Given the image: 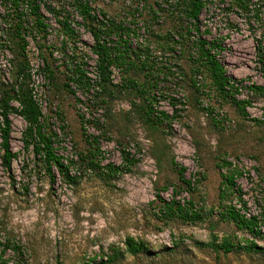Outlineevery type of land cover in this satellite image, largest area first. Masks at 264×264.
I'll return each mask as SVG.
<instances>
[{
	"label": "rangeland",
	"instance_id": "rangeland-1",
	"mask_svg": "<svg viewBox=\"0 0 264 264\" xmlns=\"http://www.w3.org/2000/svg\"><path fill=\"white\" fill-rule=\"evenodd\" d=\"M73 1L38 0L45 28L25 35L22 74L8 5L0 0V96L19 84L30 92L46 128L56 135L52 148L70 178L62 176L65 168L60 173L52 167L46 174L31 147H23L25 123L10 114L8 144L15 157L9 171L0 164L1 259L7 264H95L131 237L150 253L107 264H264L258 254L235 250L223 255L205 247L222 237L264 246V123L250 120H261L262 99L241 88L235 97L250 101L247 117H241L202 76L192 75L186 54L172 44L175 31L188 28L174 10L175 0H81L93 24L102 26L99 36L106 46L125 41L131 61L146 57L150 66L128 72L109 67L108 82H102L89 27ZM202 1L199 31L220 42L223 51L216 59L226 76L242 86L262 85L256 45L264 66V0H244L241 7L234 0ZM59 23L69 26L71 38ZM194 36L189 33V40ZM77 69L88 80L87 93L76 80ZM157 70L153 110L170 117L161 126L146 121L141 98L124 86L125 78L141 83L143 73L152 76ZM10 104L17 107L15 101ZM222 162L230 165L219 169ZM107 165L116 169L113 175L104 172ZM179 167L188 189L178 181ZM233 170L239 175L233 187L225 188L219 174ZM237 196L245 204L242 211ZM172 200L180 206L191 202L199 218L168 214L163 204ZM224 208L254 216L260 235L252 237L223 220L218 212Z\"/></svg>",
	"mask_w": 264,
	"mask_h": 264
},
{
	"label": "trees",
	"instance_id": "trees-1",
	"mask_svg": "<svg viewBox=\"0 0 264 264\" xmlns=\"http://www.w3.org/2000/svg\"><path fill=\"white\" fill-rule=\"evenodd\" d=\"M240 7L243 5L244 0H234ZM8 5L7 17L11 22L10 30L12 35L17 39L18 51L23 60L22 66L18 70V73H22L25 69V56L24 47L26 42L24 40L25 35L35 31L36 33H42L45 28V24L42 22V16L39 13L38 0H5ZM174 10L180 18L187 22L188 28H180L176 30L174 36L177 37V41L173 42V46H178L186 54V60L189 62L190 72L192 75H200L206 81L210 89H212L215 95L220 100H229L234 106L237 113L241 117H247L246 107L250 105V101L247 99L236 98L235 95L244 88L246 92L254 97H260L263 103V111L261 120L250 118V120L256 124L264 123V83L262 85L250 84L248 86H242L241 80L237 81L226 76L225 71L221 64L217 61L216 55L223 51L220 42L217 40H208L202 37V32L199 31V17L204 2L202 0H175ZM47 7V6H46ZM73 8L78 16L83 21L85 27H89L88 31L92 37L93 44L90 47L91 53L96 57V65L100 80L102 82H108L109 67L118 68L122 72H128L131 69H139L140 71L149 68L146 57L142 61L133 62L130 59L131 52L123 42V45L115 43L113 48L106 46L103 40H100L99 34L101 33V25L96 23L95 18L90 16L89 7L87 2L81 0L73 1ZM47 11H51L48 7ZM63 29V34L68 38L73 36L72 30L68 25L59 23ZM30 25V26H29ZM28 29V31H26ZM26 33L24 34V32ZM194 32L195 36L191 40L188 38V34ZM207 33V32H205ZM119 41V40H118ZM170 45V44H167ZM166 45V46H167ZM120 46L122 47L120 49ZM261 46L256 45V57L259 67L264 69L261 61ZM47 75H50V71L46 68ZM161 73L157 70L156 75H149L148 73L142 74V82H138L135 79L125 78L124 86H127L133 90L142 100L143 103V115L147 122L155 126H161L163 123L170 121V117L165 114L164 111H154L153 105L155 104V97L152 92L157 85V75ZM151 74V72H150ZM76 80L84 88L85 93L89 89L88 80L83 76L81 70L77 69L74 72ZM192 88L199 96L200 90L191 81ZM83 90V89H82ZM74 94L73 92H70ZM77 101V98H75ZM15 101L17 107L11 106L10 102ZM17 115L24 123L25 128L22 132V144L25 149L31 147V153L34 159L39 161L47 175H50L51 168L54 167L62 172V168H65L62 172V176L69 180L66 167L61 164V157L54 153L52 148L53 141L56 135L46 128V118L42 116L36 102L33 100L30 92L19 84L18 86H11L10 93H6L0 96V164L6 171L10 170L11 160L15 155L11 152L8 139L10 134V120L9 115ZM126 161V157L122 158ZM88 163H92L91 160ZM229 163H220L218 168L221 169ZM95 167L97 165L95 164ZM111 165H107L104 168L106 175H113L116 171ZM178 181L185 186V189L190 187V182L183 178V169L177 168L176 170ZM239 175L237 171H228L224 174L220 173L221 185L225 188L233 187V178ZM223 194L221 193V197ZM240 210L245 209V204L239 196H237ZM163 209L168 214H175L177 217L185 218L189 220H196L199 218L196 210H193L191 202H186V206H180L178 202L173 201L170 203H164ZM223 220L232 223L236 229H241L245 233L254 236H259L260 232L257 230V220L254 216H245L244 214H238V211L232 208H224L221 212H218ZM198 245V244H197ZM204 244H199L203 246ZM205 247L209 248L212 252H221L223 255L235 251L241 250L247 254H258L264 258V246L257 245L251 240L242 239V245L233 242L230 238L222 237L217 243L216 240L210 241L205 244ZM149 254L147 246L141 242L136 241L131 237H125L123 240V248L114 247L110 249V255L105 260H99L95 264H107L124 257L125 255L136 256L138 254ZM0 264H7L0 257ZM59 264V263H58Z\"/></svg>",
	"mask_w": 264,
	"mask_h": 264
},
{
	"label": "built area",
	"instance_id": "built-area-1",
	"mask_svg": "<svg viewBox=\"0 0 264 264\" xmlns=\"http://www.w3.org/2000/svg\"><path fill=\"white\" fill-rule=\"evenodd\" d=\"M32 96V95H31ZM33 98V97H32ZM34 100V99H33ZM256 228H257V230H259V232L261 231V227L260 226H258V223H257V225H256Z\"/></svg>",
	"mask_w": 264,
	"mask_h": 264
}]
</instances>
